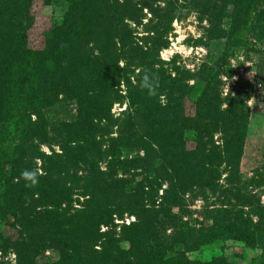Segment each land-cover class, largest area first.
I'll use <instances>...</instances> for the list:
<instances>
[{"label":"trees","instance_id":"obj_1","mask_svg":"<svg viewBox=\"0 0 264 264\" xmlns=\"http://www.w3.org/2000/svg\"><path fill=\"white\" fill-rule=\"evenodd\" d=\"M54 1L0 0V210L5 218L16 217L17 228L13 240L0 235L3 251L13 248L17 264H38L35 256L47 248L55 249L58 259L41 264H225L216 258L188 260L186 253L230 240L256 250L257 264H264V206L248 192H235L238 202L229 209H205L199 228L184 222L170 236L157 231L184 194L200 191L206 199L237 190L248 120L250 92L234 93L222 108L209 76L200 78L203 89L192 100L189 94L199 89V80L189 86L185 81L193 76L176 67L177 77L153 67L133 75L130 67L137 62L152 66L167 47L163 37L181 5L174 0H61L66 8L60 21L39 25L32 8ZM187 1L184 8H199L210 17L211 5L220 3L222 11L230 5L232 24L243 25L238 18L248 10L264 20V0ZM220 21L221 16L217 26L209 18V40L226 37ZM139 26L146 35H137ZM147 32L153 34L146 38ZM142 40L150 46L143 47ZM125 100L126 109L113 116L111 106ZM186 100L194 103L193 115L185 112ZM62 101L75 103V117L50 135L43 111ZM218 131L222 145L212 139ZM42 145L51 153L43 154ZM122 150H141L143 157L121 159ZM36 159L41 174L35 171ZM133 167L143 171L138 180L118 177L117 171ZM224 173L227 187L219 184ZM164 182L168 187L161 190ZM78 188L83 202L71 208ZM159 190L161 200L155 204ZM237 205L250 208L257 220ZM126 213L134 220L117 230L113 218Z\"/></svg>","mask_w":264,"mask_h":264},{"label":"rangeland","instance_id":"obj_2","mask_svg":"<svg viewBox=\"0 0 264 264\" xmlns=\"http://www.w3.org/2000/svg\"><path fill=\"white\" fill-rule=\"evenodd\" d=\"M177 1L176 5L179 7L178 19H174L171 23L170 30L163 37L167 41V47L161 48L157 57L154 58V63L150 67H145L137 62L136 65L130 67L133 70V75H140L143 72L153 67V70H161L165 75H175L173 71L174 67L178 68L182 74L193 76L185 81L189 86L199 80V89L193 91L188 98H196L203 89L204 83H200V78H207L209 76L211 81H214L215 91L218 92L219 100L222 101L221 107H226L225 99L234 95V93H249L250 96L246 100V107L248 112L246 135L244 139V149L239 162V177L241 183L238 184L236 191L231 192H215L214 196L207 194V198L199 192L186 193L181 198L180 205L172 207L170 213L159 222L161 235L170 236L175 229H178L181 223H188L189 226L194 228L201 227L203 223L205 209L213 211L216 209H229L235 202L234 194L250 193L253 197L254 203L259 201L261 206H264V20L258 21L254 10L247 11L241 15L242 21L236 20L232 24V10L230 5L226 8V11L220 10V3L214 6V9L210 14L202 16L199 13L200 9L189 10L184 8L183 4L185 0ZM190 1V0H188ZM187 1V2H188ZM165 2V1H164ZM246 5V4H245ZM66 8V4L61 0H55L51 6H40L39 9L32 8L33 13H37V22L39 25H50L53 22H59L61 16ZM147 12V10H143ZM237 13V10L234 9ZM208 13V12H206ZM146 18L143 22H146L149 18V14H146ZM234 15V14H233ZM221 16L220 27L226 33L225 38L212 39L207 38V31L209 27V18H212L213 24L218 26V17ZM134 28V25H131ZM230 30L233 31V35L228 37ZM140 26L137 30V35H146ZM153 32H147V37H150ZM146 41V40H145ZM145 41H140L143 47H149ZM125 61L119 62L120 66L124 65ZM139 72V73H138ZM180 73L178 76H182ZM176 76V75H175ZM131 76L132 83H136ZM149 78L150 76H144ZM167 77V76H164ZM177 77V76H176ZM134 78V79H133ZM251 87V88H250ZM119 92L125 94V86L119 85ZM158 89L156 92H160ZM161 103L166 102V97L162 94L159 97ZM127 107L126 100L122 104L114 103L111 106L110 112L113 116H118L120 111L125 110ZM184 109L187 115L194 114V103L189 100L185 101ZM75 103L73 101H62L58 104H54L49 109L44 110L43 114L50 131V135H53V130L64 122H70L75 117ZM221 133L218 131L213 134V141L222 145ZM8 142V139L6 140ZM189 146H192L189 144ZM52 148L59 152L57 143L52 144ZM43 154H50L51 149L48 145H42L40 148ZM121 159H135L136 157H143L141 150H122L120 154ZM36 168L38 174H41V160L36 159ZM105 164H100L99 167L104 168ZM224 166V165H223ZM223 166L221 169H223ZM125 170V169H123ZM123 170L117 171L118 177L127 179L132 182L135 178L138 180L140 175L143 174L141 168H127L125 172ZM226 174H222L219 184L222 187H227L224 181ZM260 183L257 184L256 181ZM236 181V182H237ZM168 187L167 182H164L161 190ZM235 187H237L235 185ZM73 191L71 196L72 204L71 208H78L79 204L83 202V197L80 195V188ZM159 190L155 204L161 200L160 195L162 191ZM206 195V193H205ZM52 199V198H49ZM67 199L63 198L62 207L66 205ZM240 203V201H239ZM47 204V203H46ZM158 206V205H156ZM50 208V207H49ZM239 210H243L245 213H249L253 222L257 220V217L253 215L250 208H244L236 206ZM241 208V209H240ZM39 207L37 208V210ZM236 211V209H234ZM241 210V211H242ZM214 214V213H212ZM7 214L1 215L3 221L0 219V235L3 238L13 240L16 237V230L13 223L16 226V221L13 215L12 217ZM114 223L118 224L117 230H119L122 224L127 225L134 220V215L124 214L121 218H113ZM175 220L177 226L174 227ZM206 227H211V220L208 221ZM105 227L101 228V231L105 230ZM148 231H144L145 233ZM122 248H128L127 243H121ZM178 248V247H176ZM171 254V253H170ZM188 260H197L200 262H209L212 259H222L225 264H257L258 256L256 250L249 248L243 243L233 242L230 240L217 241L212 244L202 245L197 251L193 253H186ZM58 259V254L55 249L47 248L39 251L34 258L38 264L49 262L53 263ZM0 263L2 264H17V257L14 249L8 247L6 251L0 245Z\"/></svg>","mask_w":264,"mask_h":264}]
</instances>
